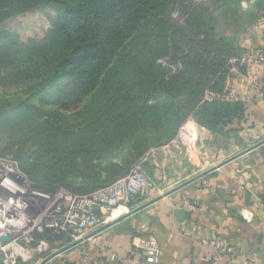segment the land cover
I'll return each instance as SVG.
<instances>
[{
    "label": "rangeland",
    "instance_id": "obj_1",
    "mask_svg": "<svg viewBox=\"0 0 264 264\" xmlns=\"http://www.w3.org/2000/svg\"><path fill=\"white\" fill-rule=\"evenodd\" d=\"M69 1L0 0V11L16 10L0 19V157L14 160L34 189H47L58 201L103 187L146 159L149 184L135 208L183 177L181 165L163 176L152 162L162 151L167 157L180 151L179 127L192 124L198 140L194 123L200 131V122L221 118L213 110L224 94L216 75L225 57L241 54L243 38L264 18V0H166L119 61L89 83L75 81L69 67L33 64ZM189 42L194 46L182 52ZM210 93L215 98L206 100ZM169 141L172 149L163 148ZM50 251L49 244L28 264Z\"/></svg>",
    "mask_w": 264,
    "mask_h": 264
},
{
    "label": "crops",
    "instance_id": "obj_2",
    "mask_svg": "<svg viewBox=\"0 0 264 264\" xmlns=\"http://www.w3.org/2000/svg\"><path fill=\"white\" fill-rule=\"evenodd\" d=\"M241 46L240 55L264 53V18ZM220 89L228 98L215 101L237 102L243 115L221 125L217 132L201 125L199 131L194 123L199 135L191 162L173 146L169 157L165 151L154 155L152 162L163 176L181 165L183 177L171 189L264 139V67L253 62L239 72L228 71ZM195 168H199L196 173ZM185 202L194 204L196 210L187 209ZM116 209L108 217L101 213L106 219L99 227L44 264H145L136 245L146 237H153L161 249L159 264H241L244 256L252 264H264V143L135 213L127 214L128 207ZM201 239L232 245L238 255L212 263L214 247ZM47 241L51 251L33 264L73 242L68 235H50Z\"/></svg>",
    "mask_w": 264,
    "mask_h": 264
},
{
    "label": "built area",
    "instance_id": "obj_3",
    "mask_svg": "<svg viewBox=\"0 0 264 264\" xmlns=\"http://www.w3.org/2000/svg\"><path fill=\"white\" fill-rule=\"evenodd\" d=\"M228 71L240 69L255 63L264 67V53L252 56L239 55L227 58ZM206 96V100L215 98ZM216 98H228L217 95ZM192 126V127H190ZM186 122L176 133L175 142L169 141L163 148L177 143L186 161L191 162L196 155L197 136L192 124ZM174 142V143H173ZM146 160V159H145ZM144 160V161H145ZM133 165L128 172L109 183L83 195L66 194L58 201L56 194L34 189L20 170L18 164L6 157H0V255L2 264H18L29 260L32 255L48 250L49 242L42 237L47 231L68 235L72 241L80 240L101 224V213L111 212L114 207L126 206L135 197L146 193L149 180L142 169V163ZM184 206L195 211L196 206L185 202ZM36 211V212H35ZM4 236L8 237L3 241ZM213 245L211 262L217 263L223 256L238 255L232 245L209 242ZM16 247L17 250L13 248ZM136 248L144 257L145 264H159L161 249L153 237L141 239ZM241 264H252L243 257Z\"/></svg>",
    "mask_w": 264,
    "mask_h": 264
},
{
    "label": "trees",
    "instance_id": "obj_4",
    "mask_svg": "<svg viewBox=\"0 0 264 264\" xmlns=\"http://www.w3.org/2000/svg\"><path fill=\"white\" fill-rule=\"evenodd\" d=\"M166 2V0L69 1V9L56 25L54 37L41 41L40 49L36 52L39 54L33 64L36 67L43 64L51 65L54 69L69 67L74 72L77 82L99 81L105 70L119 61L118 58L122 56L120 52L129 46L136 33L142 31L145 21L163 9ZM15 11L12 8L0 11V19ZM190 46H194L192 42L188 45H181L180 49L185 52ZM24 55L33 58L32 53L25 52ZM239 55H229L223 60L216 75L217 90H221L222 79L228 72L227 58ZM214 104L216 106L213 110H216L217 117L221 115L218 122L214 125L199 123L212 132L219 131L221 125L243 115V108L237 102L214 101ZM223 118L227 121L222 123ZM132 206L131 203L127 205L128 208ZM127 207L119 206L122 209H127ZM50 235L64 234L47 231L43 237L49 239Z\"/></svg>",
    "mask_w": 264,
    "mask_h": 264
},
{
    "label": "water",
    "instance_id": "obj_5",
    "mask_svg": "<svg viewBox=\"0 0 264 264\" xmlns=\"http://www.w3.org/2000/svg\"><path fill=\"white\" fill-rule=\"evenodd\" d=\"M262 143H264V139H263L262 141H260L259 143L253 145L252 147H249V148L245 149L244 151H242V152H240V153H238V154L232 156L231 158H229V159H227V160H225V161L219 163V164L216 165L215 167H213V168H211V169H209V170H207V171H204V172L200 173L199 175H197V176L191 178L190 180H188V181L184 182L183 184H181V185L175 187L174 189H171V190L165 192L163 195L158 196V197H156L155 199L150 200V201H148V202H146V203H144V204H142V205H140V206H138V207H136V208L129 209V211L127 212V214H132V213H135V212H137V211L143 209L144 207H146L147 205H149V204H151V203L157 201V200L160 199L161 197L166 196V195L170 194L171 192H173V191H175V190H177V189H180V188L184 187V186L187 185L188 183L197 180L198 178H200V177L206 175L207 173L211 172V171L214 170L215 168L220 167L221 165H223V164H225V163L231 161L232 159H234V158H236V157H238V156H240V155H242V154H244V153L250 151L251 149L255 148L256 146H258V145H260V144H262ZM2 240H3V241H7V240H8V237H7V236H4V237L2 238ZM80 241H81V240L73 241L72 243L66 245V246L63 247L62 249H59V250L55 251L54 253L49 254L48 256H46V257H45L40 263H38V264H44L49 258H51L52 256H54L55 254L61 252L63 249H66L67 247H70V246H72V245H75V244L79 243Z\"/></svg>",
    "mask_w": 264,
    "mask_h": 264
},
{
    "label": "bare ground",
    "instance_id": "obj_6",
    "mask_svg": "<svg viewBox=\"0 0 264 264\" xmlns=\"http://www.w3.org/2000/svg\"><path fill=\"white\" fill-rule=\"evenodd\" d=\"M116 208H119V206H118V207H114V208L112 209V213L114 212V210H115ZM112 213H111V215H112Z\"/></svg>",
    "mask_w": 264,
    "mask_h": 264
}]
</instances>
